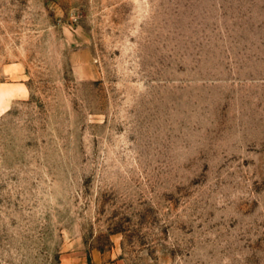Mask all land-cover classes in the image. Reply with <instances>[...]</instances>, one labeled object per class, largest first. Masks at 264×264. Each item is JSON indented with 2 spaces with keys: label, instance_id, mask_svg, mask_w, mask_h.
<instances>
[{
  "label": "rangeland",
  "instance_id": "rangeland-1",
  "mask_svg": "<svg viewBox=\"0 0 264 264\" xmlns=\"http://www.w3.org/2000/svg\"><path fill=\"white\" fill-rule=\"evenodd\" d=\"M0 264H264V0H0Z\"/></svg>",
  "mask_w": 264,
  "mask_h": 264
}]
</instances>
